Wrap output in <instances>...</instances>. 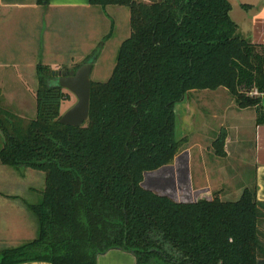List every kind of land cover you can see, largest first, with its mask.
I'll return each mask as SVG.
<instances>
[{
  "label": "trees",
  "instance_id": "trees-1",
  "mask_svg": "<svg viewBox=\"0 0 264 264\" xmlns=\"http://www.w3.org/2000/svg\"><path fill=\"white\" fill-rule=\"evenodd\" d=\"M90 4L129 8L131 34L110 78L92 81L84 126L60 123L66 93L49 86L54 70L42 64L36 117L0 106V163L45 173L40 200L28 204L37 237L2 249L0 264H98L112 251L131 254L136 264H257L264 204L256 187L237 201L215 193L179 202L143 183L174 164L188 142L177 136L176 106L194 92L226 90L264 125V45L240 34L229 0ZM227 139L222 128L212 146L217 157L227 156Z\"/></svg>",
  "mask_w": 264,
  "mask_h": 264
},
{
  "label": "rangeland",
  "instance_id": "rangeland-1",
  "mask_svg": "<svg viewBox=\"0 0 264 264\" xmlns=\"http://www.w3.org/2000/svg\"><path fill=\"white\" fill-rule=\"evenodd\" d=\"M94 9H96L94 14L87 15L90 20L95 21L93 26L91 23L92 28L86 25L85 19L79 20L76 24H70V19L61 21V29L64 31L65 28L66 31L61 34L58 52L56 50L49 53V56L37 66L42 64L54 71L76 70L89 61L98 45L103 42L102 51L93 65L91 80L106 82L116 65L121 44L131 34L130 10L120 6H109L103 10L99 7ZM89 29L98 30L97 33L93 32L94 38L90 42L86 36ZM38 86L39 82H34L32 86L34 90L23 97L12 96L10 91H6L4 95L6 97H3L0 92V106L25 120L34 119L37 114ZM65 93L66 99L61 106V115L77 102L73 94L66 90ZM230 107H236L235 111L239 115L233 112L234 109L229 111L225 109ZM254 110L239 109L234 98L226 90L197 91L192 97L188 95L185 101L176 106L177 136L180 139L182 135H188V142L184 144L174 164L148 173L143 185L155 192L167 194L179 202L198 201L199 186L201 189L203 186H210L207 189H213L209 198H212L214 193L221 195V192L227 194L233 191L241 195L243 190L254 189L256 147L251 127L252 117L255 116ZM229 118L235 120L234 128L237 131H229L231 127ZM222 125L228 136L229 132L232 133L231 144L228 145V149L226 146L229 156L225 158L217 157L212 147L222 130ZM2 143L0 135V148ZM9 168L6 166V169ZM199 171L203 174L199 175ZM41 173L45 177V173ZM44 188L45 182L42 189ZM260 228L264 241V221L260 223Z\"/></svg>",
  "mask_w": 264,
  "mask_h": 264
},
{
  "label": "crops",
  "instance_id": "crops-1",
  "mask_svg": "<svg viewBox=\"0 0 264 264\" xmlns=\"http://www.w3.org/2000/svg\"><path fill=\"white\" fill-rule=\"evenodd\" d=\"M38 1L0 0V92L3 97H6L4 96L6 91H10L12 96L23 97L34 90L33 83L38 81L37 64L43 62L49 53L56 50L58 52L60 48L61 34L66 31L65 28L64 31L61 29V21L70 19V24H76L79 20L85 19L89 28L95 23L87 17L96 10L91 6L90 0H49L47 6L40 5ZM229 1L233 7L231 17L238 25L240 34L254 44L264 45V0ZM93 32L97 33L98 30L89 29L86 32L89 42L94 38ZM235 108L225 109L227 111L234 109L233 112L237 114ZM254 114L251 126L256 147L254 188L257 189L259 202L264 204V125L256 124L255 110ZM229 121L231 122L229 131H237L234 128L235 120L229 118ZM223 127L224 125L221 126ZM230 132L227 149L232 139ZM10 168L6 169V166L0 163V251L33 241L37 237V222L28 209V204L40 200L45 182L41 172L29 168ZM202 174V171H199V175ZM22 182L25 184H21ZM209 187L197 188L200 190L197 196L199 200L212 195L213 189H207ZM244 191L241 195L233 191L227 194L220 191V198L223 201H237ZM98 264H136V260L129 253L112 251L101 256Z\"/></svg>",
  "mask_w": 264,
  "mask_h": 264
},
{
  "label": "water",
  "instance_id": "water-1",
  "mask_svg": "<svg viewBox=\"0 0 264 264\" xmlns=\"http://www.w3.org/2000/svg\"><path fill=\"white\" fill-rule=\"evenodd\" d=\"M95 61V57L89 59L77 70L54 71V75L60 77L50 81L49 86L61 87L63 90L73 94L77 99L76 104L60 117L59 121L61 124L82 127L89 120L92 86L91 75ZM187 103H189V100ZM257 264H264V259H259Z\"/></svg>",
  "mask_w": 264,
  "mask_h": 264
},
{
  "label": "flooded vegetation",
  "instance_id": "flooded-vegetation-1",
  "mask_svg": "<svg viewBox=\"0 0 264 264\" xmlns=\"http://www.w3.org/2000/svg\"><path fill=\"white\" fill-rule=\"evenodd\" d=\"M76 70H77V69H76ZM54 77H55V79H57V78H59L60 76H58V75H55Z\"/></svg>",
  "mask_w": 264,
  "mask_h": 264
},
{
  "label": "built area",
  "instance_id": "built-area-1",
  "mask_svg": "<svg viewBox=\"0 0 264 264\" xmlns=\"http://www.w3.org/2000/svg\"><path fill=\"white\" fill-rule=\"evenodd\" d=\"M256 95H257V93H256Z\"/></svg>",
  "mask_w": 264,
  "mask_h": 264
}]
</instances>
